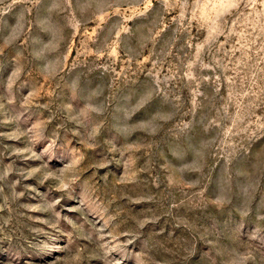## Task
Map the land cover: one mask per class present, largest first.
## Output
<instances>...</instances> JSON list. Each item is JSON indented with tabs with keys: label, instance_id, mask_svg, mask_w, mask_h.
Listing matches in <instances>:
<instances>
[{
	"label": "rangeland",
	"instance_id": "374dc122",
	"mask_svg": "<svg viewBox=\"0 0 264 264\" xmlns=\"http://www.w3.org/2000/svg\"><path fill=\"white\" fill-rule=\"evenodd\" d=\"M0 264H264V0H0Z\"/></svg>",
	"mask_w": 264,
	"mask_h": 264
}]
</instances>
